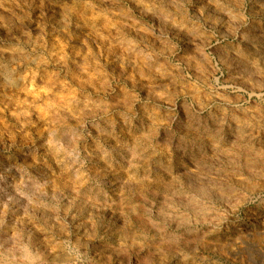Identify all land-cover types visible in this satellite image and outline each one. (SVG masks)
Instances as JSON below:
<instances>
[{
    "label": "clouds",
    "instance_id": "clouds-1",
    "mask_svg": "<svg viewBox=\"0 0 264 264\" xmlns=\"http://www.w3.org/2000/svg\"><path fill=\"white\" fill-rule=\"evenodd\" d=\"M0 264H264V0H0Z\"/></svg>",
    "mask_w": 264,
    "mask_h": 264
}]
</instances>
